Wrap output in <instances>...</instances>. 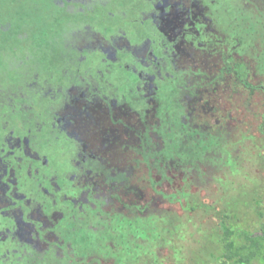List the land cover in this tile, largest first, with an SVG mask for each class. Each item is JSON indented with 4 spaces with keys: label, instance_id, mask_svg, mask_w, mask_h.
<instances>
[{
    "label": "rangeland",
    "instance_id": "rangeland-1",
    "mask_svg": "<svg viewBox=\"0 0 264 264\" xmlns=\"http://www.w3.org/2000/svg\"><path fill=\"white\" fill-rule=\"evenodd\" d=\"M179 1L180 17L175 21L177 29L174 32L178 35L191 31L195 16L194 5L191 6L189 0ZM96 3L99 4L87 14L71 11L70 4L67 9L47 3L27 8L20 6V13L12 14L15 18L19 16L22 23L27 21L36 25L31 34L41 52L40 65L36 66V73L40 75L38 84L43 80L53 84L66 83L79 76L89 82L91 78L86 75V69L98 76L95 67L100 65L98 72L102 75L98 79L101 85L114 90L113 94L131 99L136 92L134 87L141 85L148 99L144 105L139 103L138 109L145 112L142 118L134 108L129 109L127 105L125 108L124 101L119 102L121 109H117L116 115L130 125L127 136L119 127L103 131L109 161L93 163L92 169L114 175L115 181L108 188H105L102 172L87 171L92 175V179L87 176V182L85 166H81L82 158H87L85 154L89 151L88 148L85 150L84 143L80 142L82 153L77 154L80 162L76 158L68 168L70 160L65 146L71 145L61 133L57 130L35 131L37 148L52 165L62 158L60 169L68 168V177L73 182L63 188L54 183L53 194L56 191L59 195H51L53 207L40 214V234L26 230L24 255L30 260H25V264H189L193 253L201 248V236L206 234L209 239L219 227L216 212L237 199L248 200L254 189L264 186V129L261 127L264 115V0H217L215 7L220 9L219 16L226 22L213 24L215 35L207 37L214 40L213 43H198L189 33L182 40L176 39L174 29L165 25L170 37L167 40L171 43H167L162 52L156 51V57L152 56L156 64L162 65H151L148 69L145 65L138 67L127 51L120 52L116 60L104 59L106 57L99 50H85L77 55L68 47L70 36H80L79 26L91 22L95 31L104 34L116 29L115 39L106 42L123 45L132 39V49L137 56L146 61L152 55L149 40L143 38L160 33L150 19L142 17L146 16L144 10L139 13L145 0H98ZM12 4L5 0L0 5V14L12 10ZM224 6L228 7V13L222 9ZM159 13H152L156 25L160 23ZM50 28L54 30L53 51L48 54L43 50L46 43L43 30ZM206 31L202 29V32ZM229 37L243 39V42L233 48L237 43L228 41ZM0 41L1 64L7 43L3 42L1 34ZM231 49L235 61L247 63L248 79L253 88L245 87L226 69V57ZM167 61L171 64L167 65ZM126 65H136L137 72L142 73L140 82ZM64 68L69 70L68 76L62 74ZM15 73L8 65L0 68V78L14 79ZM23 75L25 82L31 77L28 73ZM71 90L68 107L55 109L56 115L70 110L75 114L80 98L85 99L82 88ZM37 93L32 95L37 98ZM48 100L46 96L44 102ZM3 105L7 114L2 116L0 111V132L13 128L23 134L34 128L33 124L23 125L24 110L18 111L16 107L14 111L11 106ZM162 107L169 115L175 111L177 121L173 118L162 127ZM34 112L37 116L42 114L47 121L51 119V112L44 106L36 105ZM6 118L11 119L8 130L1 127V120ZM176 122L180 127L175 125ZM71 134L76 136L72 131ZM90 134L81 135V139L92 142L94 137L92 144H95L101 134ZM118 136L127 139V148L114 144L113 139ZM17 153L23 159L19 162L24 175L22 186L29 187L32 196L38 198L42 194L39 186L43 184L40 174L27 177L24 171L29 163L41 169L40 161L23 158L21 150ZM65 191L68 197H65ZM194 203L199 205L197 210L190 208ZM65 209H68V224L64 221L49 232ZM35 211L30 207L29 216L37 217ZM245 217L251 222L257 221L254 214H245ZM67 225L68 242L65 243ZM44 250L46 254L42 256Z\"/></svg>",
    "mask_w": 264,
    "mask_h": 264
},
{
    "label": "flooded vegetation",
    "instance_id": "flooded-vegetation-1",
    "mask_svg": "<svg viewBox=\"0 0 264 264\" xmlns=\"http://www.w3.org/2000/svg\"><path fill=\"white\" fill-rule=\"evenodd\" d=\"M97 1L98 0H71L70 3L69 0H47V4L51 6H65V8L67 9L68 4H70L71 6H69V9L71 11L87 14L89 13L88 11L92 12L95 4H97ZM189 1L191 6L194 5L193 10L195 11L194 19H192V26L190 27L191 31L182 32L178 35V32H174H176L177 29L175 21L180 17L178 14H180L181 1L145 0V5L141 6L139 13H141V10L142 12L144 10V14L146 16L142 17L150 19L152 25H154L155 30L158 31L157 33H160V35H153L152 37L143 38L144 40H149V48L151 49V51L149 50V53L152 54L151 56H148L149 59H146V61H144L145 58H143L142 60V57L135 54V51L132 49V45L134 42L131 41L132 39L128 40V42L123 45H117L114 41L106 42L107 40L115 39L113 34H115L116 29L108 31V34H104L102 31H95V27L93 28V26H91V22H83V24L79 26V29L81 30L79 31L80 36H78V34L75 36H70L68 38V43H70V45H66L74 49L77 55L80 53L82 54V52L85 50H99L100 53L106 57L104 59L112 58L118 60V54L122 51H127L132 57L133 62L136 65L138 64V67L145 65V69H148L151 67V65H162L161 63L156 64L154 59H152V56L156 57V51L158 53L162 52L163 47L167 43H171L169 40H167V38L170 37L169 34L166 33L165 25H168L169 28L174 29L173 33L176 35V39L180 37V40H182L186 37V34L189 33V36H191L198 43H213L214 40L207 38L211 35H215L214 32L216 30H214L213 24L225 21L222 20L219 16L220 9L215 7L218 5L217 0ZM73 3L74 5H72ZM89 3L92 4L91 7H89ZM154 3H156V6H154ZM12 5L13 9H8L7 14H0L1 39L4 43L7 42L5 45L6 52L3 56L1 64L8 65L9 69H13L16 72V76L14 77V79H10L9 76L0 78V80H2V95L4 97V103L11 106L12 110L15 111L17 108L18 111L19 109L24 110V113H26V117L24 116L22 119L23 125L33 124L34 128L27 129L25 133L20 134L13 128L8 130V123L9 121H11L10 118H6V120L3 119V122L1 120L2 129L5 128L8 131L0 132V264H25V260H30V258H25L24 255V240L26 236V230L28 232L30 231V233L34 231L39 232L40 234V217H42L40 216V214L44 211V209L48 210L53 207L50 201V196L59 195L58 193H56V191L53 194L55 189L54 183L63 188L67 186L68 182H73V180L69 179L68 177V168H71L70 166H72V161L74 159H79L77 157V154L82 153L80 142L86 145V151L87 148L89 150L85 154L87 158H82L81 161V166H85L83 169H85L84 176H86L87 182L89 178L92 179V175L87 174V171H96V173L102 172V176L104 177V184L106 185V187H104H111V183L115 181L114 175H112V173L111 175H109L106 174L104 170H97V168L92 169L93 163L102 161H104V163H108L109 161V158L107 157L109 156V150L107 149L108 145L106 144V139L102 136L103 131H110L114 128L119 127L120 131L124 132L127 136L128 133L126 132V130H131L130 125L128 124L126 119H124L123 117H117L116 115V113H119V110L117 109L121 107L119 102L124 101V107L127 105L129 109L134 108L138 116L142 118L143 116H145V112H143L141 109V111L138 109V107L140 106L139 103L144 105V101L148 102V99L145 98L146 92L142 90L143 88L141 85H139L138 88L134 87L136 92H134V95L131 96V99H126V97L124 96H116L115 94H113L112 91L114 90H111V88L107 85H101V81L98 79L102 75L101 71L98 72V67H100V65L95 67V74H100L98 76H93L92 74H90L88 68L86 69V75L89 74L88 76H90L91 78L89 82L86 80V78L79 76V79L77 77L76 80H69V82L66 83L60 82L53 84L49 80H43L42 84H38L40 75L36 73V66L40 65L39 54L41 52L38 51L39 45L37 44L36 40H34L33 35L31 34V31H35L36 25L27 21L22 23L19 16L16 18L13 17L12 14L18 15L21 10L19 4ZM175 9L177 10V12L175 11ZM222 9H224V11L228 13L227 6H224V8L222 7ZM153 11L155 13L156 11L160 12V15L158 16L160 18V23L157 25L153 23L154 19L152 13L155 14ZM123 12L126 13L127 11ZM147 12L149 14H146ZM114 14L115 11L112 16H114ZM118 28L121 27L118 26ZM202 29H207V31L202 32ZM52 32H54V30L51 28L49 30H43V35L45 36L46 40V43L44 45L45 48L43 47V50L48 54H51L53 51ZM110 33L112 34L110 35ZM73 36L76 39L80 38V40H77L78 43L75 42V38L73 40ZM117 37L121 36L117 35ZM11 38L12 41L9 40ZM176 39H174V42L176 41ZM25 40H27V42H25L26 44L24 43ZM228 41L236 42L237 44L233 45V48H236L238 44L243 42V39L229 37ZM226 58V69L230 70L231 73L235 74L232 70V65H244L247 73V63L243 60L239 62L235 61V56L232 49L227 53ZM146 62L147 64H145ZM170 64L171 63L167 61V65ZM126 66L132 70V73H134L137 78V82H140V76L142 73H138L135 69V66ZM24 67L27 68V71L25 72ZM88 67L91 69L90 66ZM107 69L108 71H110L109 68ZM66 71L67 73H65ZM6 72H8V70ZM24 73H28V75L31 76L27 82H25V77L23 78V76H25L23 75ZM68 73L69 70L64 68L62 74H66L68 76ZM235 75L237 76V74ZM241 83L243 84L242 81ZM244 86L247 87L246 85ZM74 87H77V89H83L82 91L86 95L85 99L80 98L81 102L74 109L75 114H73V112L70 110L69 112L66 111L65 114L61 113V111H58L61 114L60 116L56 115L55 109L68 107L69 98L72 96L71 89ZM27 91H29L31 94H28ZM36 93L38 94L37 98L34 96ZM45 95L49 97V100L47 102H44V99L46 98ZM36 105H39L40 107L44 106V109H48L51 112V119L48 121L45 118L43 119L42 114L37 116L34 112ZM4 107V105H0L2 116H5V114H7L4 112ZM18 111L16 113H19ZM161 111L163 113L160 116L162 117V127H166L168 122H170V120H172L173 118H176L175 120L177 121L178 116L176 115L175 111H172V115H169L167 113L165 107H162ZM43 112L45 113V111ZM5 121L6 125L4 124ZM175 125H177V127H180L179 122H176ZM46 126L47 128L45 129ZM43 130H47L48 132L57 130L58 133H61V135L64 137V140L68 141V144L71 145V147L69 148L68 145L65 146L71 164H68L69 166L65 170L60 169L59 162L63 161L62 158L58 159V163H54V165H52L51 160L46 157V155L39 147L37 148V143L35 141V131H39L38 133H41ZM71 131L76 133V136H73L71 134ZM87 133H91L92 135L94 134V136H98L99 134L101 135L99 137V140L96 141L95 144H92L94 137L91 138L92 142L89 140L84 141L83 139H81V135L84 136ZM89 136L87 137L90 138ZM113 140L114 144L123 147L122 149L128 147L126 146L127 144H129L127 139L122 138V136H118L117 139ZM20 150L22 151V155L24 156L23 158L40 161L39 165L41 169L38 166L29 163L27 164L26 170L24 171V174H26L27 177L40 174L43 184L39 186V190L42 194L38 198L36 196H32L33 194L32 192H30L29 187L22 186V178L24 177V175L20 169L19 162L23 161V159L17 153ZM31 153H35V155ZM179 154L180 153H177V155ZM66 162H68V160ZM45 181L46 183L48 182L47 185L45 184ZM86 185L88 186V183ZM66 192L67 191H65L64 195L65 197H68V194ZM21 201L23 204H21ZM30 207H33L37 210L34 212L37 214V217L29 216ZM95 207H98V205L95 204ZM62 212V217L54 224L53 227L51 226V228H49V232L57 229L64 221V223H66L67 221L68 224V209L63 210ZM67 231L68 225L65 234V243L68 242ZM87 233L89 234L88 230ZM51 242L52 241H50V244ZM53 244H55L54 241ZM45 254L46 253L44 250V254L42 256H44ZM36 261L38 262L39 260ZM43 262L44 261H41V263ZM48 262L51 263V260H48Z\"/></svg>",
    "mask_w": 264,
    "mask_h": 264
},
{
    "label": "trees",
    "instance_id": "trees-1",
    "mask_svg": "<svg viewBox=\"0 0 264 264\" xmlns=\"http://www.w3.org/2000/svg\"><path fill=\"white\" fill-rule=\"evenodd\" d=\"M232 70L244 85L253 87L244 65H232ZM261 127L264 129V115ZM190 208L197 210L199 205L194 203ZM249 213L257 221L246 219ZM216 215L219 227L209 239L206 234L201 236V248L189 264H264V186L254 189L248 200L228 203Z\"/></svg>",
    "mask_w": 264,
    "mask_h": 264
},
{
    "label": "snow or ice",
    "instance_id": "snow-or-ice-1",
    "mask_svg": "<svg viewBox=\"0 0 264 264\" xmlns=\"http://www.w3.org/2000/svg\"><path fill=\"white\" fill-rule=\"evenodd\" d=\"M5 0H0V4H3ZM13 4H19L22 8H27L32 5H44L47 3V0H10ZM35 11V10H34ZM40 22L42 23L43 20L41 19ZM0 46H2V41H0ZM0 68H2V64H0ZM2 80H0V105L4 103V97L2 95Z\"/></svg>",
    "mask_w": 264,
    "mask_h": 264
}]
</instances>
